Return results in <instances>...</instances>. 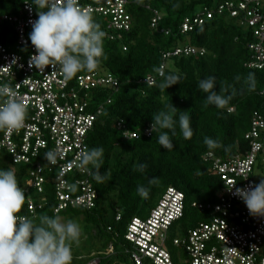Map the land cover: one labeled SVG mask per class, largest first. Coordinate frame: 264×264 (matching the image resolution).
<instances>
[{
    "label": "trees",
    "instance_id": "trees-1",
    "mask_svg": "<svg viewBox=\"0 0 264 264\" xmlns=\"http://www.w3.org/2000/svg\"><path fill=\"white\" fill-rule=\"evenodd\" d=\"M25 1L0 0V15L19 14ZM28 1L32 3V0ZM127 3L132 15V27L121 33L114 31L119 34L115 40L107 36L104 38L107 59L102 60L98 67L117 78L118 90L105 87L92 90L88 95V101H96V105L111 98V103L105 105L88 139L89 149H104L101 172L110 173L103 183H97L91 176L93 188L97 191L96 207L68 208L55 214L58 201L50 178L43 194L32 191L37 204L45 198L42 209L32 215L25 201L18 213L37 223L43 214L58 215L64 220L72 214L74 220L81 217L78 220L89 224L80 239L87 236L92 244H87L85 239L79 245L73 243L72 264H87L96 257L102 258L101 264H113L115 260V264L128 262L125 251L130 248L126 240L129 224L134 217L147 218L170 187L177 188L185 195L184 214L169 228V231L175 230L173 234L168 231L167 241L175 264H181L179 258L180 255H187L186 247H174V239L186 238L191 229L202 222L212 221L214 215L218 214L215 206L220 202L218 195L223 182L206 155L212 153L227 160L246 154L251 146L246 137L253 128L255 114L264 119V69L248 66L253 55L249 44L254 41V31L249 26L241 25L230 12L218 11L221 0H142V3L128 0ZM261 4L264 10V0ZM146 5L161 13L155 28L152 26L153 12ZM206 9L214 10L213 18L205 14L203 24L182 31L186 17L193 18ZM93 18L104 31L105 18ZM177 49L183 52L164 58V53ZM186 49H196L198 55L186 53ZM163 63L166 67L163 75H160ZM84 72L88 71L79 73ZM249 73L255 74V90L252 91L244 83ZM168 74L177 75L179 83L162 90L159 84ZM151 75L155 77L153 85L145 82ZM209 76L216 77L217 91L223 83L227 88L225 95L234 92L224 109L205 104L207 94L198 88V83ZM237 76L240 77L239 81ZM171 103L181 111H188L194 134L191 139L185 140L177 122L176 135L172 136L169 132L174 144L169 151L157 142L158 133L147 136L145 130L151 126L153 114ZM120 120L124 129L116 126ZM124 131L138 132L139 137L126 138ZM205 137L219 140L223 146L210 150L204 143ZM9 160L7 156L1 157L0 169L11 167L4 164L11 162ZM139 164H147L144 172L134 170V166ZM17 167L20 169L18 185L23 188L30 166ZM151 177H158L159 182L149 185ZM141 184L149 188L147 198H142L136 192L137 185ZM201 204L212 207L203 210L199 207ZM110 244H113L115 256L107 253Z\"/></svg>",
    "mask_w": 264,
    "mask_h": 264
},
{
    "label": "built area",
    "instance_id": "built-area-1",
    "mask_svg": "<svg viewBox=\"0 0 264 264\" xmlns=\"http://www.w3.org/2000/svg\"><path fill=\"white\" fill-rule=\"evenodd\" d=\"M221 1L218 11L230 12L241 25L253 29L254 41L249 44L253 55L248 66L264 69L263 0ZM127 2L79 0L80 5L90 9L93 16L105 18L104 31L111 40L132 27ZM22 6L17 15H0V84L7 83L15 89L26 103L28 112L24 128L12 133L0 131V158L7 156L11 167L30 166L26 185L22 188L28 196L26 203L30 214L35 215L38 209H42L45 201L42 198L37 204L32 191L43 194L50 178L58 201L55 214L68 208L92 209L96 207L97 199L92 177L82 173L72 162L81 150L89 149L90 132L105 105L111 103L110 98L96 105V101H88L89 93L105 87L118 90L119 82L113 74L99 69L79 73L72 80L65 81L60 72L53 71L50 66L44 72L31 67L30 57L36 50L28 37L32 30L31 22L37 19V9L28 0ZM146 8L153 12L152 26L155 28L161 13L150 5ZM205 14L213 18L214 10L206 9L193 18L186 17L182 31L203 24ZM182 52V49H177L163 56L168 58ZM185 52L198 55L196 49H186ZM165 67L163 63L160 75H163ZM145 82L153 85L155 77L148 76ZM253 123L246 137L251 145L246 154L227 160L212 153L206 155L223 182L218 195L220 202L215 206L218 214L212 221L202 222L191 229L186 238L174 239V247H186L187 255L179 258L181 264H264V217L250 215L244 202L233 194L235 188L257 184L252 176L254 168L264 164V119L255 114ZM123 125L121 120L116 124L119 129H124ZM149 129L150 126L145 130L147 136L151 135ZM124 135L126 138L139 137L138 132L132 131H124ZM53 149L61 153L55 166L47 164L44 159V154ZM233 184L235 186L229 190ZM69 185H75V190H71ZM184 202V193L170 187L147 218H133L126 234L130 248L125 251L132 264H175L167 247L168 231L184 214ZM199 207L204 210L212 206L201 204ZM107 249L109 256H115L113 244ZM101 263L102 258L96 257L87 264Z\"/></svg>",
    "mask_w": 264,
    "mask_h": 264
},
{
    "label": "clouds",
    "instance_id": "clouds-1",
    "mask_svg": "<svg viewBox=\"0 0 264 264\" xmlns=\"http://www.w3.org/2000/svg\"><path fill=\"white\" fill-rule=\"evenodd\" d=\"M136 2L142 3V0ZM31 5L37 9V19L31 22L32 30L28 37L36 50L30 57L31 67L44 72L50 66L53 71L58 70L65 81H70L79 72L97 70L102 60L107 59L104 51L106 33L95 22L91 10L82 7L79 0H32ZM179 79L175 74H168L159 87L168 89L178 84ZM236 79L239 81L240 77ZM244 83L250 91L255 90V74L249 73ZM198 88L207 94L205 104L218 109H224L234 95V92L232 95L224 94L227 88L223 83L217 91L214 76L201 79ZM27 112L26 103L19 93L7 83L0 84V131L12 133L24 128ZM177 122L183 138L191 139L194 133L188 111H181L171 103L165 104L152 116L149 132L158 133L157 142L169 151L174 148L169 132L176 135ZM204 143L210 150L223 146L219 140L210 137H205ZM60 155L55 149L49 150L44 159L47 164L55 166ZM103 156L102 147L83 149L72 163L97 183H103L110 175L107 171L101 172ZM146 168L147 164L134 166V170L139 172ZM158 182V177L148 180L149 185ZM69 188L75 190V185H69ZM136 192L147 198L149 188L137 185ZM233 194L244 202L250 215L264 217V179L258 184L235 188ZM25 201V192L18 185L14 169H0V264H72V244L80 243L81 225L72 219L63 221L58 215L43 214L38 223L20 216L18 213Z\"/></svg>",
    "mask_w": 264,
    "mask_h": 264
},
{
    "label": "rangeland",
    "instance_id": "rangeland-1",
    "mask_svg": "<svg viewBox=\"0 0 264 264\" xmlns=\"http://www.w3.org/2000/svg\"><path fill=\"white\" fill-rule=\"evenodd\" d=\"M4 164H6V165H11L10 162H9V163H6V162H5ZM12 168H13L14 171H15V174H16V176H17V180H18V184H19V179H20V169H19L17 166H15V165H12ZM253 175H254V178L256 179V181H257L258 183L260 182L261 179H264V164H261V165L257 166L256 169H255V171H254V174H253ZM141 217L145 218V216H141ZM68 219H72V220H74V218L72 217V214L68 215V217L65 218V220H64V219H62V220H63V221H66V220H68ZM78 219H81V217H77V220H75V221L78 222V223L81 225L82 232L88 230V228H89V227H88L89 224L86 225L82 220H78ZM174 230H175V229H171V230L169 231V234H173ZM82 239H85V241H86L87 244H89V245L92 244L91 242H88V238H87V236H83ZM82 239H80V242H82ZM79 244H80V243H79ZM89 245H88V246H89ZM85 247H86V245H85ZM74 248H75V247H74ZM88 248H89V247H88ZM93 253H95V252H93ZM84 254H86V253H84ZM115 262H116V260L113 262V264H115ZM123 264H132V263L128 260V262H124Z\"/></svg>",
    "mask_w": 264,
    "mask_h": 264
},
{
    "label": "crops",
    "instance_id": "crops-1",
    "mask_svg": "<svg viewBox=\"0 0 264 264\" xmlns=\"http://www.w3.org/2000/svg\"><path fill=\"white\" fill-rule=\"evenodd\" d=\"M169 249V248H168ZM94 254V253H93Z\"/></svg>",
    "mask_w": 264,
    "mask_h": 264
}]
</instances>
